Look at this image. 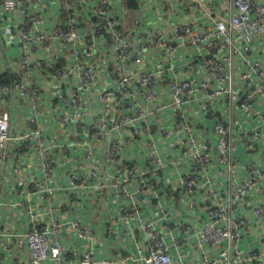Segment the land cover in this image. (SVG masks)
Listing matches in <instances>:
<instances>
[{
    "label": "built area",
    "instance_id": "2783aa9c",
    "mask_svg": "<svg viewBox=\"0 0 264 264\" xmlns=\"http://www.w3.org/2000/svg\"><path fill=\"white\" fill-rule=\"evenodd\" d=\"M59 2L0 0V264H264V0Z\"/></svg>",
    "mask_w": 264,
    "mask_h": 264
},
{
    "label": "crops",
    "instance_id": "0c3cea01",
    "mask_svg": "<svg viewBox=\"0 0 264 264\" xmlns=\"http://www.w3.org/2000/svg\"><path fill=\"white\" fill-rule=\"evenodd\" d=\"M62 3H63L62 0H60L59 4H62ZM4 57L5 56H4L3 52H0V64H2L4 62V60H3ZM1 181L4 183L5 178L2 177ZM1 185H2V183H0V186ZM1 189H2V191H0V195L3 196L5 194H7V189L3 188V186ZM3 208L0 210V223L5 224V222H9L11 225H13V223L15 222V217H14L15 215L8 213V211L4 210Z\"/></svg>",
    "mask_w": 264,
    "mask_h": 264
},
{
    "label": "trees",
    "instance_id": "16d2710c",
    "mask_svg": "<svg viewBox=\"0 0 264 264\" xmlns=\"http://www.w3.org/2000/svg\"><path fill=\"white\" fill-rule=\"evenodd\" d=\"M130 2H129V5L131 6V7H135V0H129Z\"/></svg>",
    "mask_w": 264,
    "mask_h": 264
}]
</instances>
